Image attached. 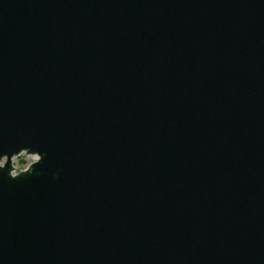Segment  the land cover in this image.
Segmentation results:
<instances>
[{
    "label": "water",
    "instance_id": "1",
    "mask_svg": "<svg viewBox=\"0 0 264 264\" xmlns=\"http://www.w3.org/2000/svg\"><path fill=\"white\" fill-rule=\"evenodd\" d=\"M0 264H264V0H0Z\"/></svg>",
    "mask_w": 264,
    "mask_h": 264
},
{
    "label": "rangeland",
    "instance_id": "2",
    "mask_svg": "<svg viewBox=\"0 0 264 264\" xmlns=\"http://www.w3.org/2000/svg\"><path fill=\"white\" fill-rule=\"evenodd\" d=\"M33 157L35 156H27L26 154H23L17 158H14L13 165L15 167V173L18 174L26 171L30 165L37 160V157H35V160L32 159Z\"/></svg>",
    "mask_w": 264,
    "mask_h": 264
},
{
    "label": "snow or ice",
    "instance_id": "3",
    "mask_svg": "<svg viewBox=\"0 0 264 264\" xmlns=\"http://www.w3.org/2000/svg\"><path fill=\"white\" fill-rule=\"evenodd\" d=\"M32 159H33V160H35L36 158H35V157H33Z\"/></svg>",
    "mask_w": 264,
    "mask_h": 264
}]
</instances>
